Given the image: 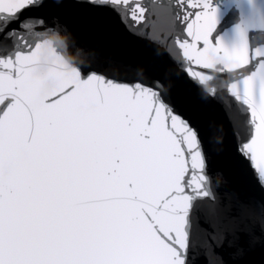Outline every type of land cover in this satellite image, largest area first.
I'll return each instance as SVG.
<instances>
[{
	"label": "snow or ice",
	"instance_id": "obj_1",
	"mask_svg": "<svg viewBox=\"0 0 264 264\" xmlns=\"http://www.w3.org/2000/svg\"><path fill=\"white\" fill-rule=\"evenodd\" d=\"M222 4L232 47L212 39ZM256 30L264 0H0V264H191L194 240L215 264L236 222L264 226ZM129 37L143 56L105 53ZM220 88L234 144L206 114ZM234 257L264 264V231Z\"/></svg>",
	"mask_w": 264,
	"mask_h": 264
},
{
	"label": "water",
	"instance_id": "obj_2",
	"mask_svg": "<svg viewBox=\"0 0 264 264\" xmlns=\"http://www.w3.org/2000/svg\"><path fill=\"white\" fill-rule=\"evenodd\" d=\"M144 3L150 2V0H143ZM110 18V23L115 24L116 18L113 14L108 13ZM220 23L213 33L212 39L216 42L217 38L221 39L226 46L232 47L236 43V34L233 31V24L237 21L238 15L235 11H229L227 5H221L220 9ZM73 24L76 34L81 39L82 42L86 44L96 43L100 40L101 29L92 21L88 19H75L70 21ZM107 28V25L105 26ZM123 30V26H121ZM151 31V28L147 29ZM186 36V33L184 34ZM250 46L264 47V30H256L249 34ZM190 39V38H189ZM105 53L107 55H112L120 59H135L140 58L145 54V49L142 45L135 43L134 37H129L127 42L117 43L112 39L104 40ZM167 60V57H165ZM170 63V61H169ZM167 65H164L166 67ZM196 67V66H194ZM197 70L204 71L211 74L213 70H207L202 68H197ZM216 75L221 76L222 80H227V73H216ZM191 79V78H189ZM195 87V85H193ZM234 105L238 106V102L233 96H231L226 88H220L217 90L216 96L209 102L207 107V117L209 119L223 120L224 130L227 134L228 141L230 143H235V136L233 134V129L228 123L225 117V106ZM249 174L253 173L250 162H246ZM222 191H227V189H222ZM254 228L257 235L264 231V226L258 224H250L248 222H236L234 226L229 230L226 238L217 242L216 244V254L217 259L215 264H238V261L234 257V252L237 247L247 248L250 242V229ZM209 256L207 249L203 245H198L197 241L194 240L193 248L191 251V264H209Z\"/></svg>",
	"mask_w": 264,
	"mask_h": 264
}]
</instances>
